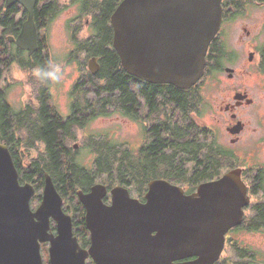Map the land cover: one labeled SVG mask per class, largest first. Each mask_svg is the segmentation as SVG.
<instances>
[{
  "label": "water",
  "instance_id": "95a60500",
  "mask_svg": "<svg viewBox=\"0 0 264 264\" xmlns=\"http://www.w3.org/2000/svg\"><path fill=\"white\" fill-rule=\"evenodd\" d=\"M15 3L25 8L28 20L10 40L32 56L39 49L37 0H7L6 6ZM221 21V0H123L111 19L113 47L131 76L186 91L203 78ZM99 68L93 59L90 72L96 75ZM36 192L32 184H21L10 149L0 143V264H44L41 246L46 243L51 245L52 264H86L89 256L97 264H215L225 235L243 222L248 201L234 174L202 183L194 194L167 180H154L145 203L126 187L109 190L96 184L88 193H77L92 242L90 251L82 252L72 218L48 173L40 205L33 210ZM108 195L111 205L104 202ZM52 221L57 236L51 233Z\"/></svg>",
  "mask_w": 264,
  "mask_h": 264
},
{
  "label": "trees",
  "instance_id": "16d2710c",
  "mask_svg": "<svg viewBox=\"0 0 264 264\" xmlns=\"http://www.w3.org/2000/svg\"><path fill=\"white\" fill-rule=\"evenodd\" d=\"M86 6L79 11L80 16H92L93 24L89 36L81 37L83 29L68 25L73 48L69 63L83 56L81 70L87 68V60L98 58L100 70L92 75L87 69L75 85L74 93L83 95L80 106L72 109L67 119L49 115V87L53 81L44 72H55V60L48 47V36H43L39 50L32 56L8 41V36L17 35L22 25H8L16 13H5V25H1V63H0V143L6 145L20 172L22 184L31 183L40 192L44 185V175L48 173L57 185L66 203L65 212L84 213L77 193H85L101 183L110 188L123 186L143 200L149 184L158 179L183 185L191 193L198 184L209 180L208 165L216 163L209 158L211 145L205 126L193 118V112L200 116L203 97L195 89L181 91L169 85H151L130 74L122 67L120 57L113 47L114 31L110 17L115 4L122 0H106L97 5ZM56 7L36 8V20L49 22L61 13L60 0H53ZM14 10V9H13ZM101 10V12H98ZM27 14L23 12L22 22ZM0 13V23H1ZM7 24V25H6ZM45 31L51 25H37ZM4 56H7L4 58ZM17 66L32 80L35 100L42 102L41 108L31 106L15 109L8 101V93L3 87L5 73ZM37 70H40L39 75ZM18 84V83H16ZM91 87L92 91L85 88ZM161 97L166 102L160 100ZM143 102L149 107V115L155 116L154 126L145 136L142 147L132 150L129 143H117L104 133L90 134L86 140L94 158L90 166L79 162L76 153L68 144L77 139L90 123L100 117L109 118L117 114L142 122ZM164 105V122L158 120V111ZM173 105L175 116L168 109ZM38 149L39 155L27 167L24 165L23 152ZM217 159L219 156L216 155ZM40 197V196H38ZM246 264L254 253L246 249Z\"/></svg>",
  "mask_w": 264,
  "mask_h": 264
},
{
  "label": "flooded vegetation",
  "instance_id": "af4514ba",
  "mask_svg": "<svg viewBox=\"0 0 264 264\" xmlns=\"http://www.w3.org/2000/svg\"><path fill=\"white\" fill-rule=\"evenodd\" d=\"M105 1L95 0V3L103 6ZM6 4L7 0L0 3L2 16L0 23V63L1 25H5V13L16 12L8 25H24L27 20L26 16L25 21L22 22L25 9L21 4L15 3L9 7ZM89 5L93 6L89 0H68L63 4V8L71 7L77 13L74 17L65 20V25H92V16L79 15V11ZM118 5L115 4L114 12ZM38 6L51 9V7H56V4L53 0H37L36 7ZM254 7L259 8L262 13L260 19L263 22L261 25H245V20ZM221 8L222 21L206 55L205 74L197 85L190 89H195L204 99L200 107V117H197V114L193 112V118L199 122L208 110L210 113L207 114L214 119V127L207 128L209 133L206 137H208L212 147L208 153L209 158L210 160L215 159L216 163L208 165V172L211 177L206 182H217L225 176L234 174L236 184L240 188L246 189L248 201L243 207V222L227 232L224 250L215 264H246V249L254 253V257L249 259V264H264V0H221ZM59 9H61L60 4ZM112 15L110 25H112ZM59 16L52 18L49 22L37 21L35 16V25H53L54 20L58 19ZM241 20V25H229ZM4 30L3 28L2 34H4ZM43 31L39 30V41L43 38ZM18 35H13V37L17 38ZM94 58L98 60L96 57L89 59ZM77 81L78 78H75L68 90L69 112L66 116L59 111L61 108L54 101L53 87H49L50 101L45 104L48 106L49 115L67 119L71 116L72 109L75 106H80V99L83 98V95L74 93ZM85 89L92 91L91 87ZM160 100L163 103L166 102L164 97H161ZM41 103L36 101L25 105V107L31 106L38 109L44 105ZM160 107L157 118L164 122L166 109L164 105H160ZM168 110L175 116L178 114L173 105ZM129 119L135 121L132 118ZM155 119V116L149 115V107L143 102L142 122L139 124L142 126L144 137L149 136ZM141 147L142 145L136 151ZM74 148L77 149L78 146ZM133 150L135 149L133 148ZM216 155L219 156V159ZM199 185L193 192L188 193L186 191V193L194 194ZM139 200L143 203L146 202L145 197L143 200ZM104 202L111 205V197L105 198ZM81 206L84 213L72 212L69 215L72 218L74 237L77 238L80 251L89 252L92 246L91 232L86 223V211L82 204ZM51 227V233L57 236V223L52 221ZM214 232L212 230L211 234ZM242 235L244 239H241ZM247 235L251 237H247ZM50 248L49 243L41 246L42 255L43 252L46 253V260L43 259L45 264H52ZM228 252L230 254L226 256ZM196 259L188 260L194 261ZM86 264L97 263L89 256Z\"/></svg>",
  "mask_w": 264,
  "mask_h": 264
},
{
  "label": "rangeland",
  "instance_id": "374dc122",
  "mask_svg": "<svg viewBox=\"0 0 264 264\" xmlns=\"http://www.w3.org/2000/svg\"><path fill=\"white\" fill-rule=\"evenodd\" d=\"M3 0H0L2 3ZM68 0H60V7L62 9V13L58 19L54 20L53 25L43 33H46L48 36V47L52 54L53 59L55 60V67L57 73L60 75L59 81H53V89L54 93V101L61 108L59 111L66 116L69 112L68 110V90L70 86L74 83L75 78L78 80L81 79L82 75L86 72L84 70H88L89 63L92 61L88 59L87 68L84 67V70H81V65L84 63L83 56L79 55V57L73 62L69 63V53L73 48L72 38H70L68 25H65V20L70 17H74L77 13L72 10V8H63V4H65ZM69 11V12H68ZM264 14V11H263ZM262 13L260 12L258 7H254L250 11L249 17L245 20V25H261L263 22ZM82 21V20H80ZM82 24V22H80ZM242 20L239 22H232L229 25H241ZM79 26L83 29L81 37L86 39L89 36V28L87 25H74ZM7 56H4V58ZM89 71V70H88ZM18 83V84H16ZM32 86H34V80L30 78L25 72L20 70L17 66H14L11 70L7 71L3 80V87L7 90L8 93V101L15 109H22L25 105L36 102L35 98L37 93L35 94L32 91ZM210 113L208 110L206 114ZM204 114L203 119L199 120V124L208 127H214V119L210 117L208 114ZM200 117V116H199ZM151 124V122H149ZM104 133L109 138L115 140L117 143H129L131 149L136 150L141 145L144 144L145 137L142 133V126L139 122H133L129 118L121 117L117 114L111 116L109 118L100 117L93 120L90 125L87 127L84 132H79L77 134V139L75 141H71L68 146L73 150L77 155V159L79 162L85 166H90L93 162L94 155L88 149L87 144H85L86 138L90 134H99ZM78 146L77 149L74 147ZM24 155V165L27 167L31 162L36 159L39 155V151L35 148L31 152H23ZM27 184V183H26ZM33 185V184H32ZM34 186V185H33ZM182 187L186 191V187L183 185H177ZM38 195L32 201V208L35 209L40 205V201L38 196H41L43 190L37 192ZM131 193V192H130ZM131 196L133 198L139 199L135 197L132 193ZM66 203H64V208H66ZM247 237H251L247 235ZM241 239H244V236H241ZM257 245V244H256ZM230 252L226 254L229 255ZM43 259L46 260V253L43 252ZM45 264V261H44Z\"/></svg>",
  "mask_w": 264,
  "mask_h": 264
},
{
  "label": "clouds",
  "instance_id": "9594fccd",
  "mask_svg": "<svg viewBox=\"0 0 264 264\" xmlns=\"http://www.w3.org/2000/svg\"><path fill=\"white\" fill-rule=\"evenodd\" d=\"M40 70H37V74L39 75ZM44 76L52 81H59L60 75L57 72H44Z\"/></svg>",
  "mask_w": 264,
  "mask_h": 264
}]
</instances>
